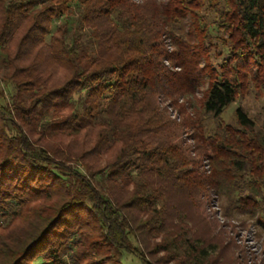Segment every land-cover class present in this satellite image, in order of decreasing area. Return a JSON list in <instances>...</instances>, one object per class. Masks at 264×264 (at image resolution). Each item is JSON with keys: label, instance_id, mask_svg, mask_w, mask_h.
Masks as SVG:
<instances>
[{"label": "trees", "instance_id": "trees-1", "mask_svg": "<svg viewBox=\"0 0 264 264\" xmlns=\"http://www.w3.org/2000/svg\"><path fill=\"white\" fill-rule=\"evenodd\" d=\"M0 57V264H202L213 198L264 227V126L204 124L264 90V0H0Z\"/></svg>", "mask_w": 264, "mask_h": 264}, {"label": "rangeland", "instance_id": "rangeland-1", "mask_svg": "<svg viewBox=\"0 0 264 264\" xmlns=\"http://www.w3.org/2000/svg\"><path fill=\"white\" fill-rule=\"evenodd\" d=\"M209 14L212 15V12ZM0 76L4 75L0 57ZM0 89H4L9 98L13 89L0 81ZM188 99V98H187ZM201 94L189 97L191 112H198L201 116ZM184 101L181 100V102ZM243 108L250 118L255 120L256 128L264 126V90H258L251 86L246 95H241L235 103L230 105L219 119H205V133L212 134L216 123L224 125H236L235 111ZM176 117V113L172 115ZM206 213L216 227L214 245L209 246L211 257L202 264H264V227L256 226L251 222L243 224L245 217L234 215L226 218L222 201L213 198L206 208ZM135 246L141 247L136 241ZM141 249V248H140ZM162 254L158 255L161 256ZM126 264H140L133 255L126 256ZM168 264H173L169 262Z\"/></svg>", "mask_w": 264, "mask_h": 264}]
</instances>
